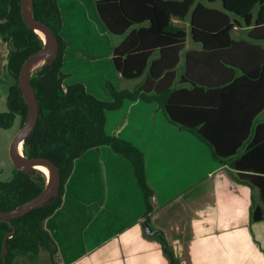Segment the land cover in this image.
<instances>
[{"label": "trees", "instance_id": "1", "mask_svg": "<svg viewBox=\"0 0 264 264\" xmlns=\"http://www.w3.org/2000/svg\"><path fill=\"white\" fill-rule=\"evenodd\" d=\"M219 1L221 6H215ZM96 5L107 29L123 36L113 53L117 70L128 80H142L134 88H118L108 81L110 100L98 97L81 81L65 82L68 74L63 65L68 43L62 32L64 20L59 0H33L34 17L53 30L59 47L31 76L41 116L26 136L23 150L28 157L53 161L61 172V186L58 194L28 213L11 221L0 217V264H3L5 239L7 264H15L19 257L36 258L43 249L49 251L54 262L58 244L46 220L63 203L75 161L94 147L110 145L131 161L146 202L144 216L152 214L156 208L154 189L148 180L143 151L106 130L107 111L121 107L126 99L158 101L172 122L207 142L216 159L236 171L239 180L257 189L252 220L264 219V120L254 121L264 103L252 110L246 130H239L237 96L228 95L226 88L230 85L218 83L219 80L213 84L208 80L209 75L204 74L206 65L213 68L211 55L229 67L222 49H234L239 43L232 36L233 29L240 24L238 17L248 27L249 41L264 38V0H98ZM187 16H190L192 37L202 44L203 50L195 51L196 55L192 50L187 51L186 66L180 72V51L185 48L187 31L174 18ZM0 19L3 20L0 36L9 48L6 67L13 77L7 109L0 110V127L13 126L17 117L21 127L30 106L20 85V70L45 42L24 20L21 0H0ZM206 56L207 62L198 63ZM237 67L243 73L234 84L264 76V65ZM47 185V174L41 169L15 166L10 179L0 180V209L17 208ZM14 228L15 232L9 235ZM163 246L175 264L168 243L163 242Z\"/></svg>", "mask_w": 264, "mask_h": 264}, {"label": "crops", "instance_id": "2", "mask_svg": "<svg viewBox=\"0 0 264 264\" xmlns=\"http://www.w3.org/2000/svg\"><path fill=\"white\" fill-rule=\"evenodd\" d=\"M97 1L59 0L68 43L63 70L65 82L81 81L110 100L109 80L134 88L142 78L128 80L117 70L113 53L123 36L107 29ZM238 19L232 36L239 43L222 49L229 67L211 55L213 68L206 65L204 74L213 84L230 85L228 95L238 100V129L246 130L252 110L264 103V76L233 82L243 73L237 65H264V38L249 41L248 27ZM174 20L187 31L178 64L182 72L186 52L196 55L203 47L192 37L190 16ZM262 120L264 107L254 119ZM106 130L143 151L156 208L144 216V194L127 157L110 145L89 149L75 161L62 205L46 220L58 244L55 264H173L163 242L175 264H264V219L253 221L251 215L258 191L216 159L207 142L172 122L158 101L140 98L107 111Z\"/></svg>", "mask_w": 264, "mask_h": 264}, {"label": "water", "instance_id": "3", "mask_svg": "<svg viewBox=\"0 0 264 264\" xmlns=\"http://www.w3.org/2000/svg\"><path fill=\"white\" fill-rule=\"evenodd\" d=\"M29 7H31L32 11L29 12ZM21 10H22V16L26 23L33 27L44 39V45L43 47L32 53L27 60L23 63L21 70H20V85L22 87L23 93L26 96L30 110H29V115L26 118L24 124L19 128V130L16 132L11 144H10V149H9V154L10 157L14 163L15 166L20 167V168H33L35 167V164L37 163H47L51 166L53 172H54V179L51 182H49L48 179V185L47 187L37 196L32 198L31 200L25 202L24 204L18 206L15 209L12 210H1L0 209V217L11 221L13 218L22 216L29 211H31L33 208L44 204L48 202L54 195L58 194L61 186V172L59 167L51 160L43 157H28L24 154V142H23V147H22V155H19L17 149L19 147V142L21 141L22 138H26L28 133L33 129V127L37 124V121L39 117L41 116L40 114V106H39V101L38 97L36 94L35 87L31 81V76L32 74L40 68L43 64H45L50 56L55 55L58 51L59 47V41L58 37L56 34L53 32V30L43 21L37 20L34 15H33V0H21ZM3 20L0 19V22ZM36 27H40L47 35V39L36 29ZM47 56V61L43 63L41 66L36 68L33 72L30 73V67L31 65L41 56ZM23 82L28 88V95L25 93V90L23 88ZM147 226L150 228L151 232H155L156 230L153 229V227L146 222ZM15 232V228L11 232L12 235ZM7 235L6 238L9 236ZM7 239H5V244H4V259H3V264H7V252H8V247H7Z\"/></svg>", "mask_w": 264, "mask_h": 264}, {"label": "rangeland", "instance_id": "4", "mask_svg": "<svg viewBox=\"0 0 264 264\" xmlns=\"http://www.w3.org/2000/svg\"><path fill=\"white\" fill-rule=\"evenodd\" d=\"M215 5L221 6V2L219 1ZM8 52V43L0 36V110L7 109V96L10 85L13 83V77L6 67ZM110 82L113 83V81ZM105 89L107 92L110 91L108 84ZM20 121V117H17L13 126L9 128L0 127V180H7L13 176L15 165L10 157L9 149L16 132L20 128ZM15 264H54V262L50 258L49 251L43 249L36 258L19 257Z\"/></svg>", "mask_w": 264, "mask_h": 264}, {"label": "bare ground", "instance_id": "5", "mask_svg": "<svg viewBox=\"0 0 264 264\" xmlns=\"http://www.w3.org/2000/svg\"><path fill=\"white\" fill-rule=\"evenodd\" d=\"M32 9L31 7H29V12H31ZM36 29L47 39V35L46 33L40 28V27H36ZM47 61V56H41L39 57L30 67V73L33 72L36 68H38L39 66H41L43 63H45ZM23 88L25 90V93L28 95V88L25 85V83L23 82ZM23 142H24V138L21 139V141L19 142V147L17 149L19 155H22V147H23ZM35 168H39L41 169L43 172H45L47 174V177L49 179V182L52 183L53 179H54V172L51 168V166L47 163H37L35 164Z\"/></svg>", "mask_w": 264, "mask_h": 264}]
</instances>
